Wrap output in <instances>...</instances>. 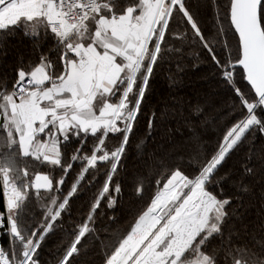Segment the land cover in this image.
Segmentation results:
<instances>
[{
    "label": "snow or ice",
    "instance_id": "1",
    "mask_svg": "<svg viewBox=\"0 0 264 264\" xmlns=\"http://www.w3.org/2000/svg\"><path fill=\"white\" fill-rule=\"evenodd\" d=\"M203 6L0 0V47L17 30L33 40L0 71V264H264V0ZM185 56L207 61L227 102L191 106L186 132L148 148L151 81Z\"/></svg>",
    "mask_w": 264,
    "mask_h": 264
},
{
    "label": "trees",
    "instance_id": "2",
    "mask_svg": "<svg viewBox=\"0 0 264 264\" xmlns=\"http://www.w3.org/2000/svg\"><path fill=\"white\" fill-rule=\"evenodd\" d=\"M190 3L193 10H198L205 17L210 15L209 10L203 6V0H190ZM32 44V38L22 35L19 30L7 35L3 46L0 47V71L10 72L11 67L21 56L27 59L32 53ZM45 47H47V42ZM211 71L203 57L197 60L191 56H185L180 63L179 70L176 64H164L157 69L150 84L145 110L155 111L160 116V120L157 128L147 140L148 148L164 142L168 129L175 130L179 127L181 132H186L181 116H188L191 106L200 104L206 109L205 115L211 116L226 104L227 90L213 78ZM143 124L144 120L141 119V131H144ZM175 136L177 139L181 138L179 132H176ZM138 140L139 137H134L129 147L128 165L130 168L140 163L135 147ZM254 144L257 149L264 147V134L257 132ZM259 195L260 189L257 188L254 193L244 196L246 216L250 220L255 219L258 213ZM87 199V193L77 197L73 205V216L78 213L80 206ZM241 211H245V209H241ZM116 214L121 217L119 223H124L129 216L128 206L118 208ZM108 215L111 216L113 213L109 211ZM55 240V235L49 238L42 250L43 257H48L49 248Z\"/></svg>",
    "mask_w": 264,
    "mask_h": 264
}]
</instances>
